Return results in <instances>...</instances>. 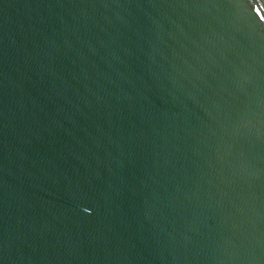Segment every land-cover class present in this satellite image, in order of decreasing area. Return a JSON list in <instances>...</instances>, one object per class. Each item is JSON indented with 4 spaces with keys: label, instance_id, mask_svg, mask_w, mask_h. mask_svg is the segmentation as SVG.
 Here are the masks:
<instances>
[{
    "label": "water",
    "instance_id": "95a60500",
    "mask_svg": "<svg viewBox=\"0 0 264 264\" xmlns=\"http://www.w3.org/2000/svg\"><path fill=\"white\" fill-rule=\"evenodd\" d=\"M0 264H264V0H0Z\"/></svg>",
    "mask_w": 264,
    "mask_h": 264
}]
</instances>
